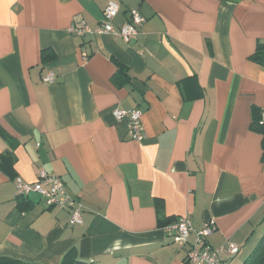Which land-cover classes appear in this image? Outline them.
Here are the masks:
<instances>
[{
	"label": "crops",
	"instance_id": "crops-1",
	"mask_svg": "<svg viewBox=\"0 0 264 264\" xmlns=\"http://www.w3.org/2000/svg\"><path fill=\"white\" fill-rule=\"evenodd\" d=\"M119 29L95 31L108 2ZM259 54V55H258ZM264 0H0V255L61 264H186L163 228L213 223L211 247L264 233ZM51 84L43 82L47 73ZM140 111L134 142L115 109ZM43 170L82 206V224L13 180ZM194 235L189 236L192 243Z\"/></svg>",
	"mask_w": 264,
	"mask_h": 264
},
{
	"label": "built area",
	"instance_id": "built-area-1",
	"mask_svg": "<svg viewBox=\"0 0 264 264\" xmlns=\"http://www.w3.org/2000/svg\"><path fill=\"white\" fill-rule=\"evenodd\" d=\"M119 6L115 2H108L103 11V18L95 31L90 30L84 23L78 27L70 28L68 33L75 37H83L87 34L104 33L120 37L124 43H129L136 39L137 29L144 23V18L135 9L129 10L128 20L119 29H115L112 21L118 12ZM54 75L47 73L43 82L51 84ZM112 115L117 122L125 121L129 138L134 142H142L145 138L140 111L124 110L115 108ZM264 125V118L261 120ZM16 197H28L30 194L38 195L46 207L67 210L70 213L69 224H82V206L77 203L65 190L59 177L41 170L38 174V181L35 183H25L20 178L13 180ZM164 232L171 236L173 240L187 247L186 264H222L224 256L236 255L239 251L238 245L227 241L219 247H211L206 239L213 232V223H209L202 230H194L187 217H180L176 221L166 225ZM193 234V242H189V236Z\"/></svg>",
	"mask_w": 264,
	"mask_h": 264
},
{
	"label": "trees",
	"instance_id": "trees-1",
	"mask_svg": "<svg viewBox=\"0 0 264 264\" xmlns=\"http://www.w3.org/2000/svg\"><path fill=\"white\" fill-rule=\"evenodd\" d=\"M259 55V54H258ZM254 60L258 63L264 62V56H254ZM261 122L258 120L255 123L256 128H261ZM0 264H34L22 261L13 257L0 255ZM61 264H84L80 262L73 251L68 252L62 259ZM242 264H264V233L256 243L255 247L251 250L250 254L243 261Z\"/></svg>",
	"mask_w": 264,
	"mask_h": 264
}]
</instances>
